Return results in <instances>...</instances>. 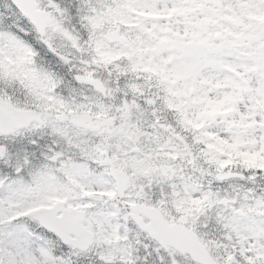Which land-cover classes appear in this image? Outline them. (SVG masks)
Here are the masks:
<instances>
[{
    "label": "snow or ice",
    "instance_id": "1",
    "mask_svg": "<svg viewBox=\"0 0 264 264\" xmlns=\"http://www.w3.org/2000/svg\"><path fill=\"white\" fill-rule=\"evenodd\" d=\"M0 264H264V0H0Z\"/></svg>",
    "mask_w": 264,
    "mask_h": 264
}]
</instances>
